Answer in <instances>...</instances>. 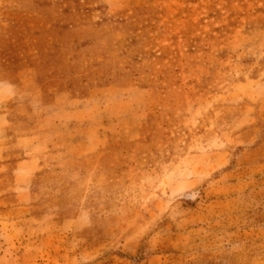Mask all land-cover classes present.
Listing matches in <instances>:
<instances>
[{
    "label": "rangeland",
    "instance_id": "rangeland-1",
    "mask_svg": "<svg viewBox=\"0 0 264 264\" xmlns=\"http://www.w3.org/2000/svg\"><path fill=\"white\" fill-rule=\"evenodd\" d=\"M0 264H264V0H0Z\"/></svg>",
    "mask_w": 264,
    "mask_h": 264
},
{
    "label": "crops",
    "instance_id": "crops-1",
    "mask_svg": "<svg viewBox=\"0 0 264 264\" xmlns=\"http://www.w3.org/2000/svg\"><path fill=\"white\" fill-rule=\"evenodd\" d=\"M9 165H11L12 167H18L19 165H21V163H17V162L14 163V162L11 161ZM81 220H84V218L78 219L77 223L81 224V222H82ZM84 226H85L84 224H81V228L82 227L84 228Z\"/></svg>",
    "mask_w": 264,
    "mask_h": 264
}]
</instances>
